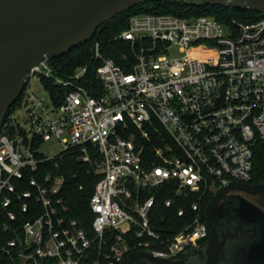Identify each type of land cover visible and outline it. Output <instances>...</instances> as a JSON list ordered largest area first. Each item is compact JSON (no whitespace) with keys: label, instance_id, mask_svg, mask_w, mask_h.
<instances>
[{"label":"built area","instance_id":"1","mask_svg":"<svg viewBox=\"0 0 264 264\" xmlns=\"http://www.w3.org/2000/svg\"><path fill=\"white\" fill-rule=\"evenodd\" d=\"M260 15H136L116 38L129 45L130 72L104 57L100 43L94 67L66 76L50 60L34 67L25 90L37 76L64 91L42 84L48 101L25 94L24 124L13 114L0 127V256L12 264H122L143 251L174 261L206 243L207 198L231 182L251 184L264 145ZM68 155L99 177L90 232L62 197ZM161 194L167 208L182 202L179 217L194 214L166 238L150 221Z\"/></svg>","mask_w":264,"mask_h":264},{"label":"water","instance_id":"2","mask_svg":"<svg viewBox=\"0 0 264 264\" xmlns=\"http://www.w3.org/2000/svg\"><path fill=\"white\" fill-rule=\"evenodd\" d=\"M162 1L186 0H0V127L34 67L92 40L101 26L130 9ZM187 1L264 13V0ZM234 191L264 197V185L231 182L221 188L206 210L209 241L194 246L188 258L172 261L138 251L122 264H264V212L243 199L218 211Z\"/></svg>","mask_w":264,"mask_h":264},{"label":"trees","instance_id":"3","mask_svg":"<svg viewBox=\"0 0 264 264\" xmlns=\"http://www.w3.org/2000/svg\"><path fill=\"white\" fill-rule=\"evenodd\" d=\"M144 14L171 15L182 18L211 16L224 21L232 19L242 21L255 20L261 16L260 13L252 11L204 6L201 3L187 0L146 3L136 6L124 14L117 16L114 20L105 23L100 27L92 40L81 44L63 57L50 60V64L59 76L71 75L83 66L89 65L94 67L96 62L94 61L93 49L95 44L100 43L101 52L104 57L114 60L127 72H130L131 70L125 65V57L128 56L129 45L116 38L129 28L130 19L133 16ZM41 83L53 94L64 91L63 88L57 86L52 80L43 78ZM24 97L25 93L22 94L20 99L7 112L2 124L10 121L11 116L22 106ZM56 104L61 103L56 102ZM60 165L67 176V183L62 197L64 198L65 205L69 207V217L77 220L83 229L90 232L94 219L90 209V199L94 194L99 177L93 170L90 171L89 165L79 161V158L74 155L66 156L60 161ZM75 174H77V177H74ZM251 184L264 185V145H259L256 148L254 175ZM167 198L168 196L164 194L158 196L156 205L150 215L152 229L164 238L180 233L186 226L192 224L194 217V214H186L184 217H179L178 210L183 207L182 202H178L172 208H167L165 206ZM213 198V195L207 198L204 204L205 209H207ZM192 201H194V198ZM0 264L12 263L7 258L0 256Z\"/></svg>","mask_w":264,"mask_h":264},{"label":"flooded vegetation","instance_id":"4","mask_svg":"<svg viewBox=\"0 0 264 264\" xmlns=\"http://www.w3.org/2000/svg\"><path fill=\"white\" fill-rule=\"evenodd\" d=\"M238 199H243L245 201H248L250 202L251 204L255 205L256 207H258L259 209H261L263 212H264V197H261V196H254V195H250V194H246V193H242V192H239V191H234L232 193H230L223 201L222 203L218 206V211L221 210V209H224L226 210V212L236 203V201ZM223 222H221V226ZM209 241V240H208ZM208 241L202 245H200L199 247L195 248L196 250L205 246ZM192 250L190 251L186 257L182 258V259H186L188 258V256L195 251Z\"/></svg>","mask_w":264,"mask_h":264},{"label":"rangeland","instance_id":"5","mask_svg":"<svg viewBox=\"0 0 264 264\" xmlns=\"http://www.w3.org/2000/svg\"><path fill=\"white\" fill-rule=\"evenodd\" d=\"M173 57H183L184 54H182L178 49H174L172 54ZM34 94L39 99H44L48 101V93L43 87L41 83V79L37 76L33 77L31 80V86L30 90H25V94ZM15 119L16 124H24V120L26 118V108L23 106L20 110H17L15 114L13 115Z\"/></svg>","mask_w":264,"mask_h":264}]
</instances>
